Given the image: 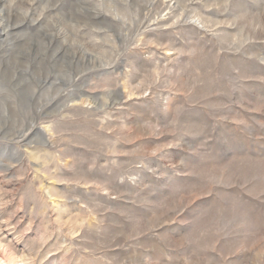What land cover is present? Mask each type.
<instances>
[{"label":"rangeland","instance_id":"obj_1","mask_svg":"<svg viewBox=\"0 0 264 264\" xmlns=\"http://www.w3.org/2000/svg\"><path fill=\"white\" fill-rule=\"evenodd\" d=\"M0 264H264V0H0Z\"/></svg>","mask_w":264,"mask_h":264}]
</instances>
